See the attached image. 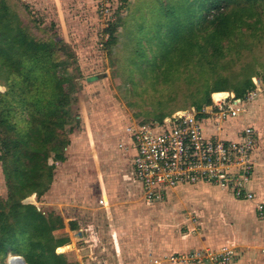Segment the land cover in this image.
Instances as JSON below:
<instances>
[{
    "label": "trees",
    "instance_id": "1",
    "mask_svg": "<svg viewBox=\"0 0 264 264\" xmlns=\"http://www.w3.org/2000/svg\"><path fill=\"white\" fill-rule=\"evenodd\" d=\"M175 4L162 7L165 22H159L153 34L161 57L152 76L176 87L182 77L196 109L209 105L212 93L213 97L224 92L242 97L251 90L258 70L240 60L257 46L256 38L264 32V0H182ZM114 34L112 28L109 44L115 42ZM34 36L17 16L0 14V68L6 80L17 82L14 98L0 109V164L9 198L49 189L56 163L65 160L68 135L78 125L72 104L76 95L55 63V48ZM24 60L31 65L23 69ZM0 86L3 97L7 89L1 75ZM1 201L0 250L22 253L28 264H70L51 245L52 231L62 225L59 218L20 203L8 208L9 203ZM64 246L57 251H65Z\"/></svg>",
    "mask_w": 264,
    "mask_h": 264
},
{
    "label": "rangeland",
    "instance_id": "2",
    "mask_svg": "<svg viewBox=\"0 0 264 264\" xmlns=\"http://www.w3.org/2000/svg\"><path fill=\"white\" fill-rule=\"evenodd\" d=\"M176 1L182 4V0H108L105 4L109 7V13L101 16L98 14V3L94 0H0V14L17 16L36 39L53 45L54 55L58 58L55 63L63 69L64 76L71 83L68 87L76 95L72 104L76 108L78 125L68 135L70 143L64 150L65 160L56 163L52 181L54 192H92L90 198H96L98 183L92 155L98 162L107 192H126V195L136 192L134 186L127 182H122L124 186H120L113 181L117 172L119 176L128 175V155L124 157L118 148L125 138V133L122 134L125 126L132 122L160 121L159 117L163 115L169 116L171 112L193 107V97L182 84V77L176 82L179 85L176 87L168 86L161 77L152 76L161 57L160 44L153 34L159 22H165L161 15L162 7ZM262 12L261 20L264 19ZM112 28H115V42L109 44ZM260 37L256 38L257 46L243 53L240 63L252 66L263 74L264 32ZM24 61L23 69L31 65V61ZM240 63L232 67L233 71L238 69ZM181 70L182 67L179 68ZM0 75L7 89L5 95L0 97L1 109L3 102L14 98L17 82L14 84L13 78L6 80L1 68ZM116 168L119 169L117 172ZM108 178H112L111 182L106 180ZM125 197L128 200L138 199L137 194ZM22 198L21 194L8 197L0 164L1 202L7 201L8 208L10 204L22 202L29 204L26 207H33L31 202H25L27 197ZM40 198L47 201L45 194ZM50 201L64 203L62 197ZM71 214L68 213L67 218ZM217 215L220 225L230 229L234 219L231 221L225 212L222 216L220 213ZM145 222L146 219L139 225ZM233 223L236 225L232 232L237 237L234 243L238 248H257V245L243 241L247 231L240 227L242 221L238 223L235 220ZM73 231L77 233V230ZM67 235L63 232L52 234L51 245L56 254L62 253L54 247L55 238H65ZM70 248V245H65L66 250ZM9 255H17L23 258L24 264H28L22 253L9 254L7 249L0 250V264H8ZM62 257L66 259L64 253ZM70 258L68 263L76 264ZM251 260L250 264H256L254 259Z\"/></svg>",
    "mask_w": 264,
    "mask_h": 264
},
{
    "label": "crops",
    "instance_id": "3",
    "mask_svg": "<svg viewBox=\"0 0 264 264\" xmlns=\"http://www.w3.org/2000/svg\"><path fill=\"white\" fill-rule=\"evenodd\" d=\"M261 80L262 84L257 86L260 91L246 104L245 112L220 123L227 139L234 138L243 126H252L256 131V144L251 155L253 169L248 184L256 200H264V80ZM212 95L211 99H214ZM208 126L210 131L216 132L212 121ZM120 153L126 156L123 151ZM129 157L126 156L128 175H123L125 178L119 176V169L116 168L117 174L113 181L120 186H124V182L134 186L136 192L127 195L134 197L137 194V200H128L126 192H107L104 177L93 155L98 183L96 198H90L92 192H54L52 183L43 193L46 202L40 198L43 194L36 191L23 196L22 200L27 197L25 202H31L30 205L41 214L61 220L62 225L52 234H68L65 238L56 237L54 241L57 249L64 245L72 247L61 252L67 262L68 257H71V261L76 264H211L207 260L171 263L169 257L200 250L213 253L232 245L235 256L228 264H250L251 259L256 264L264 263V217L256 215L251 201L238 200L225 188L200 182L168 190L165 197L147 205L141 198L139 184L133 178ZM106 180L111 182L112 178ZM60 197L64 203L50 201ZM21 204L29 205L24 202ZM224 212L231 221H242L240 227L247 231L243 241L257 245V248H238L234 243L237 237L232 232L236 225L234 221L230 229L219 223L217 214L222 216ZM68 213H72L69 218L66 216ZM78 213L81 215L78 216ZM144 219L147 222L140 226L139 222ZM158 260L159 263H154Z\"/></svg>",
    "mask_w": 264,
    "mask_h": 264
},
{
    "label": "built area",
    "instance_id": "4",
    "mask_svg": "<svg viewBox=\"0 0 264 264\" xmlns=\"http://www.w3.org/2000/svg\"><path fill=\"white\" fill-rule=\"evenodd\" d=\"M94 1L98 3V14L109 13L105 4L108 0ZM262 78L264 75L252 77L255 87L242 97L226 93L200 109L191 107L175 111L161 121L132 122L125 126L126 140L118 148L130 155L131 172L145 204L162 199L165 192L176 187L206 182L225 188L238 200L251 201L256 215L264 217V200H256L248 189L256 131L252 126H243L234 138L227 139L220 125L245 112L246 104L260 91L257 86L262 84ZM211 121L215 133L208 126ZM234 249L228 245L213 253L200 250L171 255L169 260L171 263L207 260L211 264H228L235 256ZM12 259L15 264H24L17 255H9L8 264H13Z\"/></svg>",
    "mask_w": 264,
    "mask_h": 264
},
{
    "label": "bare ground",
    "instance_id": "5",
    "mask_svg": "<svg viewBox=\"0 0 264 264\" xmlns=\"http://www.w3.org/2000/svg\"><path fill=\"white\" fill-rule=\"evenodd\" d=\"M213 96V95H212ZM221 96H225V95H218V96H215V97H213L215 100H217L219 97H221ZM72 248V247H71ZM12 262H13V259H12ZM13 264H15V262H13Z\"/></svg>",
    "mask_w": 264,
    "mask_h": 264
},
{
    "label": "water",
    "instance_id": "6",
    "mask_svg": "<svg viewBox=\"0 0 264 264\" xmlns=\"http://www.w3.org/2000/svg\"><path fill=\"white\" fill-rule=\"evenodd\" d=\"M21 259H22V261L24 262L23 258H21Z\"/></svg>",
    "mask_w": 264,
    "mask_h": 264
}]
</instances>
